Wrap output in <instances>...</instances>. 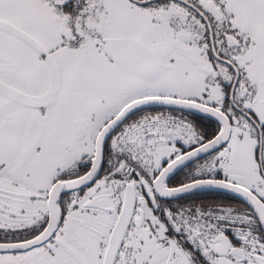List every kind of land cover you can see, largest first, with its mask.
Listing matches in <instances>:
<instances>
[{
	"label": "snow or ice",
	"instance_id": "6c2138e0",
	"mask_svg": "<svg viewBox=\"0 0 264 264\" xmlns=\"http://www.w3.org/2000/svg\"><path fill=\"white\" fill-rule=\"evenodd\" d=\"M0 264H264V0H0Z\"/></svg>",
	"mask_w": 264,
	"mask_h": 264
},
{
	"label": "flooded vegetation",
	"instance_id": "af4514ba",
	"mask_svg": "<svg viewBox=\"0 0 264 264\" xmlns=\"http://www.w3.org/2000/svg\"><path fill=\"white\" fill-rule=\"evenodd\" d=\"M225 203H227V201H224Z\"/></svg>",
	"mask_w": 264,
	"mask_h": 264
}]
</instances>
